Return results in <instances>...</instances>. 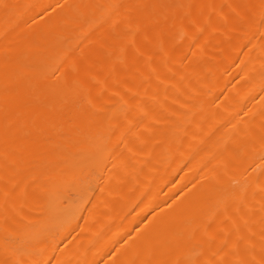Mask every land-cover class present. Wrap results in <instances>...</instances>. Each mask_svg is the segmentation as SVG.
<instances>
[{
    "label": "bare ground",
    "instance_id": "obj_1",
    "mask_svg": "<svg viewBox=\"0 0 264 264\" xmlns=\"http://www.w3.org/2000/svg\"><path fill=\"white\" fill-rule=\"evenodd\" d=\"M0 264H264V0H0Z\"/></svg>",
    "mask_w": 264,
    "mask_h": 264
}]
</instances>
